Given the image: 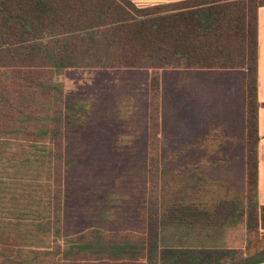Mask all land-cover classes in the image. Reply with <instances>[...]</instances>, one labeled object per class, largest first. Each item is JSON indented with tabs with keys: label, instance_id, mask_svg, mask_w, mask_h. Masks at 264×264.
I'll return each instance as SVG.
<instances>
[{
	"label": "trees",
	"instance_id": "trees-1",
	"mask_svg": "<svg viewBox=\"0 0 264 264\" xmlns=\"http://www.w3.org/2000/svg\"><path fill=\"white\" fill-rule=\"evenodd\" d=\"M263 7L264 0H188L151 8H139L131 0H0L1 165L24 167L31 161L25 155L36 145L51 144L53 186L59 194L51 200L59 208L71 128L82 122L87 112V89L81 87V80L96 73L147 72L154 76V87L160 81L158 75L167 71L180 77L243 71L247 171L256 193L259 10ZM248 198L246 194L243 198L214 199L213 203L194 200L189 204L177 198L167 204L156 186L146 197L145 224L137 236L128 235L103 248L90 232H83L66 248L48 250L46 262L264 264V206L258 202L247 206ZM214 221L219 226L232 221L243 225L242 247L201 250L162 246L163 233L171 226L209 227ZM37 256L39 260L38 252ZM23 257L24 249L2 247L0 264H26Z\"/></svg>",
	"mask_w": 264,
	"mask_h": 264
},
{
	"label": "rangeland",
	"instance_id": "rangeland-1",
	"mask_svg": "<svg viewBox=\"0 0 264 264\" xmlns=\"http://www.w3.org/2000/svg\"><path fill=\"white\" fill-rule=\"evenodd\" d=\"M131 1L151 8L188 0ZM158 76L154 87L152 74L125 70L80 81L87 89V112L71 128L59 208L51 200L59 195L51 144L36 145L25 155L31 161L24 167L0 162V251L24 249V263L47 264L48 250L66 248L83 232L103 248L137 236L145 224L146 197L156 186L167 204L177 198L213 203L246 194L247 206L261 202L247 171L245 73ZM214 222L171 226L162 246L242 247L243 225Z\"/></svg>",
	"mask_w": 264,
	"mask_h": 264
},
{
	"label": "crops",
	"instance_id": "crops-1",
	"mask_svg": "<svg viewBox=\"0 0 264 264\" xmlns=\"http://www.w3.org/2000/svg\"><path fill=\"white\" fill-rule=\"evenodd\" d=\"M239 72V71H235ZM208 73V72H207ZM197 74H187L188 76H201ZM257 99L259 107V136L260 142L258 147L259 157V175H258V196L261 200L259 204L264 205V7L259 10V65H258V88ZM257 196V197H258Z\"/></svg>",
	"mask_w": 264,
	"mask_h": 264
}]
</instances>
